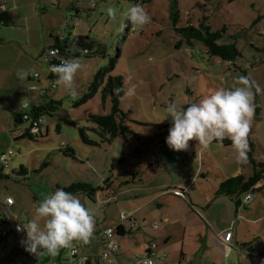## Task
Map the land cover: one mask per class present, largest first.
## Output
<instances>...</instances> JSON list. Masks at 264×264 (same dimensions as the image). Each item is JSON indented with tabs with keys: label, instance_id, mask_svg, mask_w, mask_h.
<instances>
[{
	"label": "rangeland",
	"instance_id": "374dc122",
	"mask_svg": "<svg viewBox=\"0 0 264 264\" xmlns=\"http://www.w3.org/2000/svg\"><path fill=\"white\" fill-rule=\"evenodd\" d=\"M55 1L43 0L42 5L40 0H13L0 18V157L9 150L13 152L9 167L4 168L0 162V204L12 197L17 221L27 223L34 218L35 205L57 188L65 190L75 183L92 185L97 190L94 196L74 195L102 223L116 225L121 212L132 214L140 208V214L146 217L141 225L159 222L163 227L159 215L168 213L170 220L163 231L170 233L171 238L165 243L156 231L159 246L155 251H167L163 264H179L183 247L197 253L194 246L199 232L193 229L195 236L190 240L182 237V229L174 232L177 218L191 214L188 203L183 206L185 203L175 193V189H185V200L192 199L203 216L198 217L202 225L195 223V228L216 223L219 231L234 233L229 243L231 251L223 250L222 254L221 250L218 256L209 254L208 264H213V260L215 264H259L260 259L264 262V182L257 185L263 186L252 199L245 201L242 197L239 208L235 196H216L226 179L251 176L253 163L246 155L237 162L233 145L216 141L202 145L190 140L187 149L174 151L165 142L170 127L165 119L169 103L186 106L217 88L240 86L239 78L247 76L252 82L253 113L246 154L253 149L254 157L264 161V0H148L142 5L136 0H61L60 5ZM136 4L148 13L150 20L142 26L132 23L126 31V14ZM172 7L179 10V26L189 22L198 25L203 16L208 17L214 30L226 26L227 34L220 42L229 43L234 41L232 36L236 37L241 52L237 61L210 55L199 41L187 44L172 25ZM43 8L47 10L44 12ZM64 32L71 36V57L82 65L73 80L76 95H70L63 84L49 88L52 66L44 56L48 47L63 44ZM76 38H81V42H76ZM181 39L183 44L178 47ZM85 49L89 54L84 53ZM103 67L109 69L106 78L121 76L124 88L135 89L133 95L124 92L120 102V108L129 112L127 124L134 133L119 134L113 142H101L97 133L87 130L89 138L99 142L90 145L83 142L79 128L95 127L88 116L110 113L112 100L108 97L104 102L99 88L85 102L76 106L74 102L90 93L94 75ZM36 72L40 73L38 79L34 78ZM42 89H50L49 97L62 101V106L55 114L44 115L45 136L20 137L15 117L40 99ZM18 126L25 128L29 123L21 121ZM21 166L27 168V174L19 173ZM107 179L109 188L105 185ZM101 186L106 189L99 190ZM140 202L145 204L142 209ZM160 202L168 209L158 206ZM40 224L43 226V220ZM135 228L134 233L121 239L125 248L123 257L120 255L123 264H140L136 256L146 251L148 239L153 238L143 227ZM20 235L25 239L23 230ZM0 239V249L6 253L20 250L17 239ZM93 245L98 253H103L102 246ZM216 246L219 247L217 243ZM68 250L69 247L64 248V256ZM38 252L41 256H33L37 264L52 258L46 249ZM21 259L28 260V253ZM53 259L59 263L60 253Z\"/></svg>",
	"mask_w": 264,
	"mask_h": 264
},
{
	"label": "clouds",
	"instance_id": "9594fccd",
	"mask_svg": "<svg viewBox=\"0 0 264 264\" xmlns=\"http://www.w3.org/2000/svg\"><path fill=\"white\" fill-rule=\"evenodd\" d=\"M109 12L112 10L109 9ZM126 18L141 26L150 20L148 13L139 4L128 10ZM81 67L80 60L73 57L54 65L51 71L57 76V85L63 84L70 95H76L73 80ZM26 75L21 73V76ZM238 83L240 86L231 89L217 88L186 106L177 107L175 102L169 103L165 118L170 123L165 138L167 146L180 151L188 148L190 140L206 145L212 141L222 143L227 138L232 141L237 162H242L246 155L249 120L253 113V92L252 82L247 76H241ZM114 91L117 94L124 91L126 95H133L135 89L126 86ZM94 225V215L81 203L80 198L63 188H57L35 205L34 218L23 223L22 229L17 225V230L26 233L22 241L26 250L37 253L46 249L55 255L59 249L71 247L74 240L86 242L94 231Z\"/></svg>",
	"mask_w": 264,
	"mask_h": 264
},
{
	"label": "trees",
	"instance_id": "16d2710c",
	"mask_svg": "<svg viewBox=\"0 0 264 264\" xmlns=\"http://www.w3.org/2000/svg\"><path fill=\"white\" fill-rule=\"evenodd\" d=\"M136 1H139L142 5L145 4L148 0H136ZM170 11H171L170 18L174 29L183 36L187 44L192 45L194 41H199L204 45V47L206 48L207 52L210 55L218 56L232 63H235L237 61V58L241 55V52L235 41L236 37L232 36V39L234 41L229 43L220 42V40H222L227 34L228 28L226 26H224L221 29L214 30L210 25L207 16H203L201 19H199L198 25H193L191 22H189L185 26H179L178 25L180 19L179 10L177 9V7H172ZM130 28H131L130 22L128 21L126 24V31L129 30ZM63 34L65 35L67 34L66 36L61 35L63 44H57L54 45L53 47L60 49L62 51V55H66L72 58L71 36L69 33L66 32H64ZM182 44H183V40L181 39L178 42L177 46L179 47ZM111 65L113 67V61L111 62ZM108 72L109 69L107 67H103L99 69L97 73L94 75V78L90 84V89H91L90 93L85 94L81 99L76 100L74 102L75 106L79 105L82 102H85L89 97L93 96L94 93L98 91L99 88H102V98L104 102L108 97H110L112 100V108L110 113L90 114L88 116V121L96 124L95 127L84 126L79 128L80 136L83 142L86 144H90V145L99 144L98 141L89 138L86 132L87 130H92L93 132L97 133L101 137V142H106V141L113 142L114 139L119 134L127 135L134 133L127 124L129 119V112L128 113L124 112L120 108V102L124 94V91H121L119 94H117L114 91L115 89L118 88H124L123 78L121 76H112V75H109L108 78H106ZM54 78H57V76L51 71L49 74V79L52 80ZM29 80H31L30 76H29ZM50 89H52V87H50ZM50 89H43V91L40 93L41 94L40 99H38L36 102L31 104L27 112L30 114L32 119L44 117V115L46 114L53 115L62 106V101L49 97ZM21 121H24L23 113H19L15 117L16 129L19 131L20 137L37 138L39 136H45L43 132H40L39 134H33L29 126L25 128L19 127L18 125L21 123ZM69 123L74 126L77 125V123H75L74 121H70ZM222 143L225 145H233L232 141L227 138H225ZM252 146H254V144H252ZM68 149H70L72 154H74V150L72 148H68ZM246 158H248L253 163V167H254L253 174L249 177H246L244 175H237L226 179L220 184V189L216 193V196L219 195H226L230 197L235 196L236 197L235 201L238 208L243 204L242 197H245V195L248 193H253L255 195V191L260 189V187L264 185L263 184L262 186L257 187L258 184L261 185V183L264 182V161L262 160L259 161L254 157L253 149L247 152ZM19 173L27 174L28 170L26 167L21 166ZM1 174L2 173H0V176ZM108 180L109 179H107L105 183L106 186L108 185ZM104 186H101L99 190L101 191L105 190L106 187ZM107 188L109 187L107 186ZM65 191L71 192L73 194L87 193L90 196H94L97 190L92 185L89 184L75 183L70 187L65 188ZM126 233H128V231L125 229V227L123 226L118 227L117 229L118 238L125 235ZM88 254L90 258L86 262V264H104L101 261V259H103L102 254L101 255L94 253L93 254L88 253ZM161 264H163V261Z\"/></svg>",
	"mask_w": 264,
	"mask_h": 264
},
{
	"label": "crops",
	"instance_id": "0c3cea01",
	"mask_svg": "<svg viewBox=\"0 0 264 264\" xmlns=\"http://www.w3.org/2000/svg\"><path fill=\"white\" fill-rule=\"evenodd\" d=\"M3 2H4V4H1L0 5V18H1L2 13L7 10L6 7L7 6H10V3L13 2V0H5ZM16 2H17V0H16ZM41 3L43 5V0H40V4ZM55 4L56 5H60L61 4V0L60 1L59 0H56L55 1ZM16 7L19 8V5L16 4ZM74 8L79 10V8L76 7V6ZM42 10L45 12L47 9L46 8H43ZM51 47H53V46L48 47V49L51 48ZM30 77H31V74H30ZM184 192H185V189H175V193H178L176 195L178 197V199H182V200H179V201L185 203L183 206H187L186 203H188V205L190 206L189 209H191V210L189 212H191V214L190 213L189 214L186 213L184 215L182 214V216H179L177 218V220H178V222H177V229L174 230V232L177 234L179 232V230L182 229L183 230V236L182 235L181 236L183 238L184 237L185 238H189V240L193 236H195L193 229H198L199 232H198L197 238H196L197 245L194 246L195 251L197 253L193 254L192 251H188V250L185 249V247H183L182 256H181V260H180L179 264H198V262H200V264H208V262H209V257H208L209 254L215 253L218 256L219 255V252L221 250H222L221 251L222 254H223V250L226 251V252L231 251V249L233 247L229 246V243L233 241V239H234V233L233 232H230L229 230H226L224 232L219 231V227H218V225L216 223H214V224L208 223L207 226H206V228H204V229H203V226H200L199 228H195L196 227L195 223H200V225H202L201 224L202 222L199 220V218H202L203 219V216H202V214L198 210L195 209L196 208L195 207L196 205L193 203V200L192 199L190 200V202H187L185 200L186 196H185ZM182 196H184V197L183 198H180ZM155 202H158V198L157 197H155ZM14 204H15V200H14ZM172 204L175 205V206L178 205L176 203H172ZM0 205L3 207L4 204H0ZM13 205L11 206V209H12ZM159 205L163 209H168V206H165L164 203H162V202L158 203V206ZM140 207H141V209L144 208L145 207V204L143 205L140 202ZM139 210H140V208L139 209H135V211H134L135 213H132L134 219H137L138 220V221L136 220L138 222V226L135 229L140 230L143 227L144 231H146L148 233L151 232L153 234V238L151 240L148 239V241L150 243L148 244V247H147L146 251L140 252L139 254H142L144 256H147V255H149V254H151L153 252V255L156 257V264H161L162 261L159 260V259H161L160 257H162L163 255H167L166 256V258H167L168 257V253H167V251L165 253H163V254H159L158 252H156L155 250L158 249V246H159L158 244H157V247L155 249H153V251H152L151 244L157 243V241H155L156 240L155 239V237H156V233L155 232L156 231H158V233L163 236V239L162 240L165 241V243H167L170 240V238H171V235H169L170 233H168L166 231H165L166 232L165 233L163 231V228L165 230H167L166 227H167V223L170 220V216L166 212H162V214L159 215L161 221L163 222V227H161V224L159 222H154L150 226L147 225V224H145V223L143 225H141V223H140L141 220L142 219L144 220V218H146V217L143 214H140ZM194 217H197V218L199 217L198 218V221L196 220L197 218L194 219ZM118 223L119 222H117L116 224H118ZM193 225H195V227ZM108 226H114V224L111 225V224L102 223L99 218H96L95 219L94 231H93L92 235L89 237V239L86 241V252L87 253H90V254H93V253L94 254H100V253H98L95 250V246L93 245V244H96L99 247L101 246V245H99L96 242L97 241V238H98V235H97L96 231H98L100 229H103L105 227H108ZM129 226H130V222L128 221V224L127 225L125 224V227L126 228H129ZM127 231H128V233H126L125 235H123V236H121L119 238L120 247H119V249H118V251L116 253L115 258L105 259V260H107L108 263L123 264L120 261V260H122L120 258V255H122V257H123V253L125 252V248H123V246H122V244L124 243V240L121 242V239L124 238V237H126L127 235H130V233L133 231V229H131L130 231L128 229ZM134 232H132V233H134ZM1 240L2 239H0V244H1ZM79 242H82V241L81 240H74L72 242V244H76V243H79ZM216 243L219 245V247L216 246ZM0 250H3L4 251V249H0ZM12 250L11 251H7V257L9 259L15 257L18 254V252H19V251L17 253L14 252V254H12ZM63 250H64V248H61L58 251L60 253V258H61V256L62 257L64 256L63 255ZM36 254L39 255V256H41V253L40 252H37V253H33V252L32 253H28L29 258L30 257H33ZM22 255H24V254H22ZM95 256H97V255H95ZM45 260H47V259L44 258V261L42 259V261H41L40 264H43L45 262ZM215 263H216V260H213V264H215ZM35 264H37V261H36ZM259 264H264V262L260 259Z\"/></svg>",
	"mask_w": 264,
	"mask_h": 264
},
{
	"label": "built area",
	"instance_id": "2783aa9c",
	"mask_svg": "<svg viewBox=\"0 0 264 264\" xmlns=\"http://www.w3.org/2000/svg\"><path fill=\"white\" fill-rule=\"evenodd\" d=\"M130 25L132 27V23L130 22ZM67 35V34H66ZM63 34V36H66ZM81 42V38H76V42ZM79 44V43H77ZM81 44V43H80ZM51 53H55V55H52ZM85 54H89L88 49L84 50ZM44 58L50 62V65L53 67L54 65H58L62 62L64 59L70 58L69 56L62 55V51L58 48L51 47L47 49V53L44 56ZM29 76L30 73L28 72ZM40 74L38 72L35 73L34 78L38 79ZM56 78L49 81V88H55L57 86L56 84ZM43 90V89H42ZM28 109L23 113V120L27 121L29 123V127L31 129V132L33 134H39L43 130V120L44 117H39L36 119H32L30 114L27 112ZM13 154L12 150H9L7 153H3L1 157L3 158L1 163H3V167L7 168L9 167V160L10 156ZM254 197L253 193H248L245 195L244 200L249 201ZM14 204V199L12 197H8L5 201L3 207H2V215L0 216V237L1 238H8L10 241H13L14 239H17L20 243V250L18 254L9 259L7 257V253L3 250H0V264H35L36 259L33 257H30L27 259H21V255L24 253H32L28 250H26V245L22 242L24 239L21 237V231L17 230V225L21 226V229L23 228V223L18 222L16 219V216L13 214V211L11 209V206ZM129 221L130 226L129 228L125 227V222ZM119 226L125 227L126 230H131L134 227L138 226V222L136 219H134L132 214H128L125 212L120 213V221L118 224L114 226H108L103 229H100L96 231L98 238L97 243L104 247V251L102 253L103 259H109V258H115L116 253L120 247L119 244V238L117 236V229ZM152 250L157 247L156 243L152 244ZM43 250V249H42ZM166 255H163L160 257L161 261L165 260ZM54 255H52V258L47 259L43 264H68V260L71 261L69 264H86V262L89 260L90 256L86 252V242L82 241L76 244H72L71 247H69L68 254L65 256H61L59 263L54 261ZM137 261L140 262V264H156V257L153 255V252L147 256H144L142 254L137 255L136 257Z\"/></svg>",
	"mask_w": 264,
	"mask_h": 264
}]
</instances>
